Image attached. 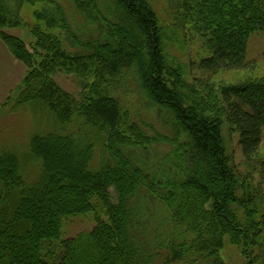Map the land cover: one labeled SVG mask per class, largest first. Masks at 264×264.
<instances>
[{
	"label": "trees",
	"instance_id": "trees-1",
	"mask_svg": "<svg viewBox=\"0 0 264 264\" xmlns=\"http://www.w3.org/2000/svg\"><path fill=\"white\" fill-rule=\"evenodd\" d=\"M62 1L0 0V39L26 67L0 108L43 110L59 131L31 135L25 156L0 151V264H226L225 236L264 264V75L246 61L264 0H167V25L149 0ZM36 3L40 53L4 31ZM188 34L209 57L182 60ZM60 70L82 80L79 99ZM222 70L247 75L201 76ZM91 212L60 240L63 217Z\"/></svg>",
	"mask_w": 264,
	"mask_h": 264
},
{
	"label": "rangeland",
	"instance_id": "rangeland-1",
	"mask_svg": "<svg viewBox=\"0 0 264 264\" xmlns=\"http://www.w3.org/2000/svg\"><path fill=\"white\" fill-rule=\"evenodd\" d=\"M65 2L62 0H56ZM152 7L159 16L161 22L165 25L170 23V9L167 0H149ZM61 3V4H62ZM44 4L36 3L34 5L24 4L20 8V16L22 23L18 27L4 28V31L10 35L16 36L21 39L26 47L30 51H36L40 53V48L36 44V40L33 36V27L38 24L41 28H46L43 22L36 19L34 12L41 10ZM56 29L53 30L56 33ZM58 32V31H57ZM182 40V46L184 49V55H181L182 60L199 61L202 58L210 56V52H206L202 46L201 41L197 37L191 35L185 36ZM185 40V41H184ZM64 46L66 47V41L64 40ZM70 50L69 48H67ZM42 51V50H41ZM40 58V55H38ZM246 61L251 62L254 65L252 70L253 75H264V31L253 32L246 45ZM26 73L25 65L16 59L7 48L5 43L0 39V105L5 101L6 97L16 89L18 84L23 79ZM242 70L233 71H220L215 75L201 74V76L209 80L236 82L246 76ZM52 79L55 83L68 92L74 98L79 99L81 93H83L84 87L82 86V80L79 76L72 72L60 70L54 72ZM31 108V107H30ZM28 106H22L15 108L12 112L10 109L0 108V151H8L16 153L18 155L25 156L28 153V142L34 133L42 134L47 131L59 132L56 125L49 115V113L39 110L37 108L30 109ZM42 114H38L41 113ZM155 122L154 120H150ZM79 126L78 121L74 122L70 127L75 128ZM225 129V128H224ZM223 129V130H224ZM230 150L234 154V159L237 167L240 171L243 170V157L238 143V135L232 133L229 136ZM260 151L264 154V129L262 134V142L260 145ZM21 157V159L23 158ZM29 156V155H27ZM27 166L24 167L27 174H35V170L38 165L35 162L26 161ZM23 165V164H22ZM31 178V177H29ZM112 201L116 202L115 194L111 189ZM102 214V213H100ZM104 217V215H102ZM94 214H74L67 215L62 218V227L60 240L77 235L80 232L90 230L94 225ZM220 256L226 264H246V261L241 254L240 247L232 243L227 236L223 239V247L220 251Z\"/></svg>",
	"mask_w": 264,
	"mask_h": 264
}]
</instances>
